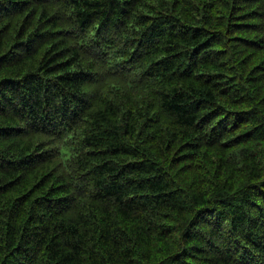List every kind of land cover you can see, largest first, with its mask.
I'll use <instances>...</instances> for the list:
<instances>
[{
    "label": "trees",
    "instance_id": "trees-1",
    "mask_svg": "<svg viewBox=\"0 0 264 264\" xmlns=\"http://www.w3.org/2000/svg\"><path fill=\"white\" fill-rule=\"evenodd\" d=\"M219 1L0 0V264H264V0Z\"/></svg>",
    "mask_w": 264,
    "mask_h": 264
},
{
    "label": "bare ground",
    "instance_id": "bare-ground-1",
    "mask_svg": "<svg viewBox=\"0 0 264 264\" xmlns=\"http://www.w3.org/2000/svg\"><path fill=\"white\" fill-rule=\"evenodd\" d=\"M2 1H4V0H2ZM12 1H13V0H12ZM218 1H219V0H218ZM216 2H217V1H216ZM219 2H221V1H219ZM12 3H13V2H12ZM12 3H11V4H12ZM81 3H82V2H81ZM217 3H218V2H217ZM175 4H176V3H175ZM74 5H75V4H74ZM93 5H94V4H93ZM16 7H17V6H16ZM71 7H72V6H71ZM100 7H102V6H100ZM217 8H218V7H217ZM54 9H55V8H54ZM85 10H86V9H85ZM2 11H3V10H2ZM83 11H84V10H83ZM173 11H174V9H173ZM226 11H227V10H226ZM71 12H72V11H71ZM139 12H140V11H139ZM48 13H49V12H48ZM74 13H75V12H74ZM2 14H3V13H2ZM52 14H53V13H52ZM35 15H36V14H35ZM58 15H59V14H58ZM58 15H57V16H58ZM81 15H82V14H81ZM141 15H142V14H141ZM156 15H157V14H156ZM185 15H186V14H185ZM226 15H227V14H226ZM93 16H94V14H93ZM148 16H149V15H148ZM169 16H171V15H168V17H169ZM95 17H96V16H95ZM140 17H141V16H140ZM56 18H57V17H56ZM56 18H55V19H56ZM86 18H87V17H86ZM97 18H98V17H97ZM33 19H34V18H33ZM92 19H93V18H92ZM150 19H151V18H150ZM168 19H169V18H168ZM97 20H98V19H97ZM152 20H153V19H152ZM166 20H167V19H166ZM95 21H96V20H95ZM161 21H162V20H161ZM168 21H169V20H168ZM101 22H103V21H101ZM150 22H151V21H150ZM165 22H166V21H165ZM24 23H25V22H24ZM88 23H89V22H88ZM155 23H156V22H155ZM166 23H167V22H166ZM51 24H52V23H51ZM76 24H77V22H76ZM160 24H162V23L160 22ZM35 25H36V24H35ZM53 25H54V24H53ZM163 25H165V23H164ZM167 25H168V24H167ZM167 25H166V26H167ZM183 25H184V24H183ZM31 26H32V25H31ZM106 26H107V25H106ZM90 27H91V26H90ZM130 27H131V26H130ZM33 28H34V27H33ZM86 28H87V27H86ZM149 28H150V27H149ZM169 28H170V27H169ZM189 28H190V27H189ZM91 29H93V28H91ZM91 29H90V30H91ZM100 29H102V28H100ZM139 29H140V28H139ZM57 30H59V29H57ZM65 30H66V29H65ZM96 30H97V29H96ZM59 31H60V30H59ZM62 31H63V30H62ZM98 31H99V30H98ZM174 31H175V30H174ZM189 31H190V30H189ZM50 32H51V31H50ZM54 32H58V31H54ZM60 32H61V31H60ZM78 32H79V30H78ZM99 32H100V31H99ZM135 32H136V31H135ZM156 32H157V31H156ZM83 33H84V32H83ZM185 33H186V32H185ZM102 34H103V33H102ZM83 35H84V34H83ZM115 35H116V34H115ZM142 35H143V34H142ZM178 35H179V34H178ZM189 35H190V34H189ZM51 36H52V35H51ZM118 36H119V35H118ZM137 36H138V34H137ZM53 37H54V35H53ZM140 37H141V36H139V38H140ZM145 37H146V35H145ZM99 38H100V36H99ZM154 38H155V36H154ZM24 39H25V38H24ZM131 39H132V38H131ZM136 39H137V38H136ZM136 39H135V40H136ZM50 40H51V39H50ZM25 41H26V40H25ZM143 41H144V40H143ZM182 41H183V40H182ZM129 42H130V41H129ZM134 42H135V41H134ZM146 42H147V41H146ZM51 43H52V42H51ZM54 43H55V42H54ZM115 43H116V42H115ZM120 44H121V43H120ZM145 44H147V43H145ZM95 45H96V44H95ZM9 46H10V45H9ZM9 46H8V47H9ZM103 46H104V45H103ZM121 46H122V45H121ZM138 46H139V45H138ZM140 47H141V46H140ZM140 47H139V48H140ZM9 48H10V47H9ZM112 48H113V47H112ZM123 48H124V47H123ZM12 49H13V47H12ZM62 49H63V48H62ZM73 49H74V48H73ZM114 49H115V48H114ZM49 50H50V49H49ZM84 50H85V49H84ZM62 51H63V50H62ZM70 51H71V50H70ZM78 56H79V55H78ZM125 56H126V55H125ZM67 58H68V57H67ZM230 59H231V56H230ZM230 59H229V60H230ZM129 61H130V60H129ZM64 62H65V61H64ZM6 63H7V62H6ZM77 65H78V64H77ZM142 65H143V64H142ZM132 67H133V66H132ZM140 67H141V66H140ZM236 67H237V65H236ZM141 68H142V67H141ZM233 70H234V69H233ZM21 71H22V70H21ZM228 71H229V70H228ZM236 71H238V70H236ZM9 72H10V71H9ZM9 72H8V73H9ZM11 72H12V71H11ZM92 72H93V71H92ZM227 73H228V72H227ZM227 73H226V74H227ZM10 74H11V73H10ZM70 76H71V75H70ZM75 76H76V75H75ZM83 77H84V76H83ZM93 77H94V76H93ZM12 78H13V77H12ZM88 78H89V77H88ZM13 79H14V78H13ZM99 79H100V78H99ZM15 80H16V79H15ZM20 80H21V79H20ZM22 81H23V80H22ZM81 81H82V80H81ZM20 82H21V81H20ZM71 82H72V81H71ZM74 82H75V81H74ZM16 83H17V82H16ZM43 84H44V83H43ZM82 84H83V83H82ZM66 86H67V85H66ZM71 88H72V87H71ZM80 88H81V87H80ZM64 89H66V88H64ZM81 90H82V89H81ZM78 92H79V91H78ZM141 93H143V92H141ZM144 93H145V92H144ZM65 94H66V93H65ZM60 95H61V94H60ZM75 95H76V94H75ZM145 95H146V94H145ZM78 96H79V94H78ZM106 96H107V94H106ZM130 96H131V95H130ZM136 96H137V95H136ZM59 97H60V96H59ZM131 98H133V97H131ZM131 98H130V100H131ZM139 98H140V97H139ZM106 99H107V98H106ZM106 99H105V100H106ZM124 99H125V97H124ZM124 99H122L121 101L123 102ZM141 99H143V98H141ZM24 100H25V99H24ZM116 100H117V101H114V102H117V103H118V102H119V101H118L119 99H116ZM125 100H126V99H125ZM127 100H128V99H127ZM137 100H138V99H137ZM62 101H63V100H62ZM62 101H61V102H62ZM75 101H76V100H75ZM140 101H141V100H140ZM57 102H58V101H57ZM73 102H74V101H73ZM106 102H107V101H106ZM130 102H131V101H130ZM133 102H135V100H134ZM144 102H145V101H144ZM83 103H84V102H83ZM109 103H110V102H107V105H108ZM139 103H140V102H139ZM47 104H48V103H47ZM61 104H62V103H61ZM102 104H103V103H102ZM111 104H112V103H111ZM134 104H135V105H138V104H136V103H134ZM142 104L145 105V103H142ZM73 105H74V104H73ZM103 105H104V104H103ZM127 105H128V104H127ZM56 106H57V105H56ZM91 106H92V104H91ZM101 106H102V105H101ZM129 106H130V105H129ZM129 106H128V107H129ZM24 107H25V106H24ZM50 107H51V106H50ZM103 107H104V106H103ZM113 107H115V106H113ZM128 107H127V108H128ZM133 107H135V106H133ZM99 108H100V107H99ZM52 109H53V107H52ZM68 109H69V108H68ZM108 109H110V108H108ZM111 109H112V108H111ZM138 109H139V111H140V108H138ZM37 111L39 112V110H37ZM111 111H112V110H111ZM114 111H115V110H114ZM247 111H248V110H247ZM19 112H20V111H19ZM22 112H23V111H22ZM24 112H25V111H24ZM26 112H27V111H26ZM45 112H46V111H45ZM45 112H44V113H45ZM58 112H59V111H58ZM115 112H116V111H115ZM115 112H114V113H115ZM126 112H128V111H126ZM129 112H130V111H129ZM114 113H113V114H114ZM116 113H117V112H116ZM131 113H133V112L131 111ZM137 113H139V112H137ZM21 114H22V113H21ZM139 114H140V113H139ZM141 114H142V112H141ZM141 114H140V115H141ZM108 115H109V113H108ZM110 115H111V114H110ZM116 115H117V114H116ZM116 115H114V116L116 117ZM17 116H18V114H17ZM21 116H22V115H21ZM52 116H54V115H52ZM114 116H113V117H114ZM137 116H138V115H137ZM18 117H19V116H18ZM111 117H112V116H110V118H111ZM115 117H114L113 119H115ZM145 117H146V116H145ZM23 118H24V117H23ZM67 118H68V117H67ZM127 118H129V117H127ZM21 119H22V118H21ZM30 119H31V118H30ZM58 119H59V118H58ZM139 119H140V118H139ZM143 119H144V118H143ZM127 120H128V119H127ZM132 120H133V119H132ZM134 120H136V119H134ZM31 121H33V120H31ZM113 121H114V120H113ZM128 121H129V120H128ZM145 121H146V119H144V122H145ZM141 122H143V121H141ZM106 123H107V118H106ZM108 123H109V120H108ZM128 123H129V122H128ZM130 123H131V122H130ZM130 123H129V124H130ZM220 123H221V122H220ZM129 124H128V126H129ZM142 124H143V123H142ZM45 125H47V124H45ZM131 125L133 126V124H131ZM48 126H49V125H48ZM132 126H131V128H132ZM46 128H47V127H46ZM128 128L130 129V127H128ZM218 128H219V127H218ZM38 130H39V129H38ZM90 130H91V129H90ZM123 130H124V129H123ZM219 130H220V128H219ZM219 130H218V131H219ZM120 131H122V130H120ZM129 131H130V130H129ZM87 132H89L88 129H87ZM123 132H124V131H123ZM89 133H90V132H89ZM121 133H122V132H121ZM127 133H128V132H127ZM86 134H87V133H86ZM122 134H123V133H122ZM39 135H40V134H39ZM90 135H91V133H90ZM123 136H124V135H123ZM123 136H122V137H123ZM166 136H167V135H166ZM43 137H44V136H43ZM36 140H37V139H35V141H36ZM35 141H34V142H35ZM166 142H167V139H166ZM164 143H165V142H164ZM168 143H169V142H168ZM176 143H177V142H176ZM58 144H59V143H58ZM170 144H171V143H170ZM37 145H38V144H37ZM50 145H51V144H50ZM131 145H132V144H131ZM163 145H164V144H163ZM193 145H194V144H193ZM61 146H62V145H61ZM54 147H55V146H54ZM133 147H134V146H133ZM166 147H167V146H165V148H166ZM192 147H193V146H192ZM33 148H35V146H34ZM33 148H32V149H33ZM41 148H42V147H41ZM44 148H45V147H44ZM48 148H50V147H48ZM48 148H47V149H48ZM190 148H191V146H190ZM191 149H192V148H191ZM193 149L195 150V148H193ZM34 150H35V149H34ZM36 150H37V149H36ZM45 150H46V149H45ZM39 151H40V150H39ZM167 151H168V150H167ZM175 151H176V149H175ZM178 151H180V150H178ZM191 151H192V150H191ZM27 152H28V151H27ZM44 152H45V151H44ZM181 152H182V151H181ZM29 153H31V152H29ZM167 153H168V152H167ZM167 153H166V154H167ZM171 153H173V152H171ZM33 154H34V152H33ZM179 154H181V153L179 152ZM23 155H24V154H23ZM45 155H46V154H45ZM38 156H39V155H38ZM47 156H48V155H47ZM174 156H176V155L174 154ZM26 157H27V156H26ZM45 158H46V157H45ZM19 159H20V158H19ZM34 159H35V158H34ZM96 159H97V158H96ZM13 161H14V160H13ZM29 164H31V163H29ZM14 165H15V164H14ZM14 165H13V166H14ZM8 166H9V165H8ZM32 166H33V165H32ZM43 167H44V166H43ZM39 169H40V168H39ZM39 169H38V170H39ZM41 169H42V168H41ZM43 170H44V169H43ZM43 170H41L42 173H43ZM41 171H39V172H41ZM44 171H45V170H44ZM44 173H45V172H44ZM42 175H43V174H42ZM60 175H61V174H60ZM56 177H57V176H56ZM60 177H61V176H60ZM63 177H64V176H63ZM47 178H49V177H47ZM50 178H51V177H50ZM37 181H38V179H37ZM52 181H53V180H52ZM52 181H50V182H52ZM68 181H69V180H68ZM44 182H45V181H44ZM53 182H55V181H53ZM57 182H58V181H57ZM36 183H37V182H36ZM38 183H39V182H38ZM49 184H50V183H49ZM52 184H53V183H52ZM57 184H58V183H57ZM48 188H49V187H48ZM48 190H49V189H48ZM53 193H54V192H53ZM57 194H58V193H57ZM52 195H53V194H52ZM59 195H60V193H59ZM58 197H59V196H58ZM60 197H61V196H60ZM56 198H57V197H56ZM60 199H61V198H60ZM242 240H243V238H242ZM245 240H246V239H245ZM243 241H244V240H243ZM246 241H248V239H247ZM247 244H250V243H247ZM3 264H4V263H3Z\"/></svg>",
    "mask_w": 264,
    "mask_h": 264
}]
</instances>
